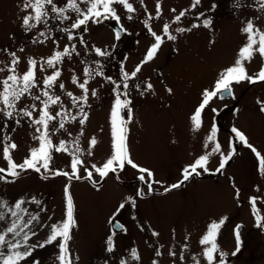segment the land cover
<instances>
[{
	"label": "rangeland",
	"instance_id": "rangeland-1",
	"mask_svg": "<svg viewBox=\"0 0 264 264\" xmlns=\"http://www.w3.org/2000/svg\"><path fill=\"white\" fill-rule=\"evenodd\" d=\"M129 2L135 9L133 13H127L120 5L114 7L122 26L131 21L133 32L130 36L123 34L117 40L111 28L100 19L97 23L88 21L82 31L71 29L73 39L69 40L68 32L62 29H70L77 19L70 10L64 13L69 17L67 20L56 19V14L49 12L47 23L41 22L31 30H25L22 20L31 13V9L22 10L24 0H0V68L5 69L0 72V81L10 74L7 70L12 66L10 53H15L19 58V63L15 65L18 75L27 70L29 59L37 61V86L31 90L32 95H40L46 100L42 92L47 90L51 96L60 97L55 105L49 104L48 108L49 114L55 116L49 121L48 128L53 144L50 149L51 173L42 167L40 172L17 169L20 174L13 177L8 175V164L3 158V148L11 143L17 145L15 149H10L17 164L30 157L32 148L39 147V141L34 137L40 136L45 129L43 125L33 124L32 120L39 118L43 109L41 102L26 94L16 109H9L14 111V116L23 108L33 112L31 118L16 117L20 119L19 124L0 112V168L6 169L0 173L4 177L0 179V203L5 204V207H0V212L6 214L5 219L0 221V233L6 231L15 219L8 209L23 199L22 208L27 209L28 214L39 217L30 225L36 235L29 243L43 242L50 233L49 225L65 218L64 189L67 185L73 198L76 220L68 242L72 264H120L121 260L125 264H197V261L207 264L202 254L205 246L199 241L206 234L207 226L221 218L226 220L219 230L217 243L220 251L227 254L226 264H264V227H257L249 202L250 198L256 197V208L264 217V173L255 153L232 131L236 128L242 132L248 144L264 157V112L260 110L261 103H258H264V81L233 84L236 98L224 109L214 98L202 113L200 129L194 131L190 119L201 101L203 90L211 89L219 73L233 66L239 49L247 42L242 28L252 21L254 29L264 30V11H261L260 3L258 0H243V21L238 35L228 33V30L224 36V31L223 34L214 31V26L224 29L228 22L232 23L231 17L226 14L233 9L230 0H200L195 7L194 0H159V15L156 12L158 0H143V4L141 0ZM54 3L58 8L66 7L68 0H54ZM77 3L82 10L86 9L87 5L81 0ZM181 11L185 15L176 21L175 16ZM207 12L213 14L211 27L205 28L200 24L192 28L193 24L200 22L196 15L199 17ZM129 15L132 19H128ZM146 20L157 34L167 23L169 33L176 39L173 42L165 38L162 49L157 50L151 61L144 63L146 52L154 43V37L145 25ZM177 28L192 30L181 33L176 31ZM41 32L45 35L41 36ZM73 45L75 52L71 57H64L56 65L61 76L51 88L45 89L43 79L56 70L48 67L45 61L65 46L72 51ZM95 48L110 54L99 56ZM262 63L264 58L258 53L250 62L244 61L250 75L256 74ZM137 66L141 70L136 77L129 76L124 81L122 69L131 74ZM86 68L92 71L91 76L85 75ZM157 70L162 75H158ZM73 77L77 83H73ZM84 81H87L88 89L86 102L81 99L84 90L78 86ZM125 82L127 89L123 87ZM61 83L64 84L63 89L59 87ZM149 83L153 85L152 89H147ZM116 84L120 85L119 89H116ZM69 92L72 96L68 95ZM117 92L122 100L131 102L127 109L120 110V116L127 122L125 130L129 156L139 167L153 173V181H159L152 184L151 192L147 187L149 178L139 168L125 163L123 169L116 166V172H109L102 178L91 167L93 164L102 166L113 152L111 111ZM33 104L36 105L35 110L30 107ZM213 109L216 111L213 112ZM58 112L59 116L56 115ZM85 114L87 118L81 125L79 121ZM73 117L76 119L73 120ZM61 122L65 125L64 129L59 128ZM213 125L217 129L216 138L208 141ZM93 138L97 141L94 146L90 145ZM60 141L65 142L67 150L56 152ZM217 142L224 155H228L234 146L237 148L232 160L220 173L216 169L221 154L212 153L205 166L207 171L198 168L200 174H193L189 183L164 191L181 181L183 169L199 156L211 152ZM73 159L82 161L77 166L82 179L70 178ZM57 170L70 175H54ZM86 170L92 171L91 180L86 178ZM141 175L145 176V181L139 179ZM33 197L39 204L31 202ZM129 197L135 201L134 206ZM121 203L125 207L114 217ZM28 214H24L25 220L29 218ZM110 220L120 222L124 230L120 233L112 231ZM238 224L242 226L239 230L241 244L239 252L233 256L237 247L234 230ZM153 232L158 235L154 236ZM109 236H112L113 252L107 251ZM8 239H11V234ZM132 249H136L139 260L131 257ZM58 255V243H53L44 248L37 247L33 255L21 264H33V261L59 264ZM214 264H219L218 253Z\"/></svg>",
	"mask_w": 264,
	"mask_h": 264
},
{
	"label": "snow or ice",
	"instance_id": "snow-or-ice-1",
	"mask_svg": "<svg viewBox=\"0 0 264 264\" xmlns=\"http://www.w3.org/2000/svg\"><path fill=\"white\" fill-rule=\"evenodd\" d=\"M82 3L86 4V9H81L80 6L77 3V0H68L66 7L58 8L54 0H24V5L22 10H28L31 9V13L28 15H25L22 20V26L25 28V30H31L33 27L36 26V24H39L41 22L47 23V20L49 18V12L56 14V19L59 20H67L69 19L68 16L64 15L65 12L71 11L76 14L77 19L71 24L70 29H62L65 32H68V39L72 40L73 35L71 34V29H79L81 26L86 25L88 21H92L94 23L99 22L100 19H115L117 21L120 20V16L117 15L116 8L114 5H120L123 7V9L126 10L127 13H133L135 11L133 4L129 2V0H81ZM261 6V11H264V0H258ZM200 3V0H194L193 7H195L197 4ZM141 4H143V0H141ZM47 6H50L47 7ZM161 5L159 3V0L156 4V12L159 15L160 13ZM175 11V9H173ZM185 15L184 11H181L179 15L175 16L176 21H180L181 17ZM82 17V18H80ZM128 19H132V16L129 15ZM149 19H151V16L149 15ZM32 21H35V23H32ZM211 24V21L208 19L203 20V26L207 28ZM146 27H148V31L150 32L151 36L154 37V43L151 44V46L148 48L146 52V57L144 63L151 61L157 50L160 48L161 44L163 43V38L161 35H158L155 31L151 29V27L148 25L147 20L145 21ZM200 25L193 24L192 28L199 27ZM192 29H185V28H177L176 31L178 32H185V31H191ZM243 33L246 34L247 42L239 49L238 57L234 61L233 66L227 67L223 71H221L218 75V78L216 79L213 87L211 89H204L201 93V101L199 102L198 106L194 110V114L190 117L194 128L193 130H198L202 126V113L205 110V108L210 104V102L214 98L219 99H225V93L228 96H233V90L232 85L238 84L242 81H247L249 83H257L264 81V63H262L261 68L259 71L254 74L250 75L248 74L246 67L244 65V61H251V59L254 57V54L258 53L262 58H264V30L260 29H254V24L252 21H248L246 26L242 28L241 30ZM163 33L165 36H167L168 40H175L176 36L171 35L169 33V25L167 23L163 26ZM41 36H44L45 33L41 32ZM258 37V39H257ZM115 38L117 40L120 39V32L117 31L115 33ZM81 43H83V40L81 39ZM75 52V45L72 46V51L69 50L68 46H65L62 51H56L52 57L48 58L45 63L50 68H56V65L64 58V57H71L72 53ZM95 53L99 56H105L109 55L110 53L106 51H102L100 48H95ZM10 55L13 57L11 64L12 66L9 67L7 70L10 73L5 79L0 81V86H2V90H0V104L3 105L2 108H0V112H3V114L9 118V119H15V122L17 124L20 123V119L16 117H28L31 118L33 115V112L28 110L27 108L19 109L18 112L15 113L14 111L9 109H16L18 102L21 101V98L24 97L26 94L31 95L33 100L40 101L43 105V109L41 110V114L38 119L32 120L33 124L36 125H43L45 131L38 137H34V139L39 141V147H34L30 151V157L25 158L22 163L17 164L13 161L12 156L10 154V149H15L17 145L15 143H11L3 148V158L7 161L8 168L7 173L8 175H11L13 177L18 176L20 173L17 171V169L21 171H26L29 169H32L36 172L41 171V167L46 172H52L50 168V163L52 161V155L50 153V149L53 147L52 140L49 138V121H52L55 119V116L50 115L48 108L49 104L55 105L59 100V96H51L47 90L42 92L43 97H47L46 100L41 99L40 95H32L31 90L35 88L36 85V66L37 61L34 59L28 60V68L27 70L22 74L18 75L16 74V68L15 65L19 63V58L16 57L15 53H10ZM78 55V53H77ZM5 69L0 68V72H3ZM141 67L137 66L134 71L131 72V74L127 72H123L122 69V75L123 80L127 81L129 79V76L136 77L137 73L140 72ZM85 75L91 76L92 71H90L88 68L85 70ZM97 75L100 74L99 71L96 72ZM61 76V72L58 68L51 74L46 76L43 79V85L45 89L51 88L53 84L58 80V78ZM109 81H111V77L107 78ZM73 83H77V80L75 77H73ZM112 83L115 84V81H112ZM87 81H84L83 83H79V87L84 90V95L81 97L85 102L87 101V92L88 89L86 88ZM59 87L61 89L64 88V84H59ZM123 87L125 89L128 88V84L125 82L123 84ZM139 88V85H137ZM152 84H147V89H152ZM120 85L116 84V89H119ZM169 92H171V89H168ZM143 94V93H141ZM69 96H72V93H68ZM92 95L95 96L96 92L93 91ZM123 95H127V93H123ZM76 98H74L75 100ZM131 102L129 100H122L121 94L117 92L115 96V102L114 106L111 111V127H112V148L113 152L110 156V158L107 159L105 163H103L102 166L98 167L97 165L93 164L91 167L95 170L96 173L99 174L100 177H106L108 176L109 172H116L118 166L120 169L124 168L125 163L131 165L133 168H139V171L141 173H146L147 177L149 178L147 182V187L149 192L152 191V184L153 183H159V181H153L151 178L153 177V173L147 169L139 167L137 164H135L132 159L129 156L128 149H127V136H126V130H125V124L127 123L123 117L120 116V110L121 109H127L128 105ZM258 103H261L260 110L264 112V103L258 101ZM33 110H35L36 105L33 104L30 106ZM216 109H213V112H215ZM57 116L60 115V113H56ZM128 115L130 116V110ZM87 118L86 114L84 115L83 119H80L79 123L82 125L84 123V120ZM73 120L76 118L73 117ZM65 125L63 122L59 124L60 129H64ZM38 132L40 131L39 128L36 129ZM232 131L235 133L236 137H238L239 141L243 142L245 145H247L251 150L255 153L259 160L260 164V170L262 173H264V157L261 156V154L254 148L252 145L248 144V141L245 137V135L240 132L238 129L233 128ZM217 129L215 125L212 126L210 135L207 136L208 141H214L216 138ZM97 143L95 138L91 139L90 145L94 146ZM208 145H205V148H207ZM65 148V142L60 141L59 147L55 148L56 152L66 151ZM221 145L217 142L215 146L212 148L211 152L199 156L197 159L194 160V162L188 166H186L183 169L182 177L183 179L179 181L178 183H174L170 185L169 187H166L164 189L165 192L171 191L172 189L179 188L184 181H187L193 174L199 175L200 173L197 171L198 168L203 169L204 171H207V168L205 167L208 163L209 156L212 153H220L221 159L219 162V167L216 169L217 172H219L221 169L225 167L228 160L231 159L232 155L235 153V149L232 148L228 155H224L220 152ZM82 164V161L79 159H73L71 161V177L75 178L77 180L82 179L78 173V165ZM39 165V166H38ZM6 169L0 168V173H4ZM86 178L91 180L93 173L92 171H88ZM54 175H63L66 177H69L68 172H60L56 171L53 173ZM0 179H4L3 176H0ZM141 181H145V176L141 175L139 177ZM95 186V182L93 184ZM65 193V200H66V211H65V218L59 222V223H53L49 225L50 227V233L47 235L46 239L43 242H39L37 244H30L29 241L31 240L32 236L36 235V232L30 227L32 225L33 221H37L39 219L38 215H30L27 213V209L22 208V205L25 203L23 199L16 201L14 206L12 208H9L8 211L10 212L11 216L15 219L12 220L10 225L6 228V231L0 233V264H21V262L27 261L29 257L33 255V252L35 249L38 248H44L47 245L58 243L59 248V255L57 257L59 264H72L70 253H69V246L68 242L71 240V230L76 226V220L74 217V203L73 198L69 192V187L66 185L64 189ZM138 195H142L141 192L137 193ZM237 196H239V191L237 190ZM129 201L133 203V206L135 204V201L132 200L131 197L128 198ZM33 203L39 204V201L35 200V197L32 198ZM250 204L252 205L253 214L256 219V225L257 227H264V217H261L259 215L258 209L256 208V197L250 198ZM0 207H5L4 203H0ZM125 204L121 203L117 209V213H114V217L116 214L119 213L121 209H124ZM24 214H28L29 218L27 220L24 219ZM5 213L0 212V221H3L5 219ZM226 218H221L218 222L213 221L207 226L206 234L202 236L199 243L201 245H204L203 248V257L206 259L207 264H214V262L217 260V253L219 254V264H226V253L220 251L217 238L219 234V230L224 225ZM112 221L110 220V223ZM115 228H123L122 224H115ZM240 226L237 225L236 229L234 230V235L236 239V251L232 253V255H236L237 252L240 250ZM9 234H11V239H8ZM154 236L158 235V233L153 232ZM107 251L113 252L114 251V245L112 241V236L108 237L107 240ZM23 249V250H21ZM157 255H160L159 252H157ZM172 255H175V253H172ZM131 257L135 260H139V255L136 251V249L131 250ZM183 259V257H181ZM33 264H39V261H33ZM120 264H125L124 260H121ZM155 264V262H154ZM197 264L199 262L197 261Z\"/></svg>",
	"mask_w": 264,
	"mask_h": 264
},
{
	"label": "flooded vegetation",
	"instance_id": "flooded-vegetation-1",
	"mask_svg": "<svg viewBox=\"0 0 264 264\" xmlns=\"http://www.w3.org/2000/svg\"><path fill=\"white\" fill-rule=\"evenodd\" d=\"M230 5L233 6V9L230 10V12H227L226 14L228 15V17H231V22L232 23L228 22L224 26V29H222V28L220 29V28H217L216 26H214V31L217 30L221 34H223V31H224V36L227 35L228 33L235 34L237 36L238 35V30H239L240 23H242V21H243V19H242V15H243L242 12L244 10L243 0H235L234 3L231 2V0H230ZM194 15H196V13H194ZM236 16L238 17V19H236ZM212 17H213V14H211L210 12L201 14V16H199V17L196 15V18L197 19H200V22L198 23L199 25L200 24H203V20L204 19H208V20L211 21ZM129 22H131V21L125 22L123 24L124 34L127 35V37L130 36L131 33L133 32V29L131 28ZM209 26L211 27V25H209ZM228 30H229V32L227 33ZM160 31L161 32H159L158 34L162 36L163 42H164V39L167 38V36L164 35L162 28H160ZM172 41L175 42V40H172ZM162 47H163V43L161 44V46H160L159 49H162ZM155 72H157L158 75H162V72H160L159 70H157ZM232 90H233V96H228L225 93V99H219V98H217V100L221 103L219 105V107H221L222 109H224L223 107H227L226 105L229 102L232 103L234 101V99L236 98L237 91H236V89H235V87L233 85H232ZM227 133H229V131H227ZM210 177H213V175H211ZM190 181H191V179H188L187 181H184V182H186V184H187Z\"/></svg>",
	"mask_w": 264,
	"mask_h": 264
},
{
	"label": "water",
	"instance_id": "water-1",
	"mask_svg": "<svg viewBox=\"0 0 264 264\" xmlns=\"http://www.w3.org/2000/svg\"><path fill=\"white\" fill-rule=\"evenodd\" d=\"M104 21L111 27L114 29L115 32L119 31L120 32V35L122 34V28L120 27V24H119V21L115 20V19H112V20H109V19H104ZM84 28V26H81V28H79V30H82ZM235 152H236V149H235ZM118 222L116 220H113L111 225H112V228L113 230L119 232L121 231L122 229L120 228H115L114 225L117 224ZM239 230H241V226L239 228Z\"/></svg>",
	"mask_w": 264,
	"mask_h": 264
}]
</instances>
